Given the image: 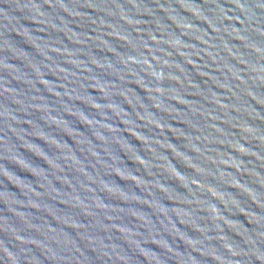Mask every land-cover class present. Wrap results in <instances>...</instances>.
Wrapping results in <instances>:
<instances>
[{"label": "water", "instance_id": "1", "mask_svg": "<svg viewBox=\"0 0 264 264\" xmlns=\"http://www.w3.org/2000/svg\"><path fill=\"white\" fill-rule=\"evenodd\" d=\"M0 264H264V0H0Z\"/></svg>", "mask_w": 264, "mask_h": 264}]
</instances>
